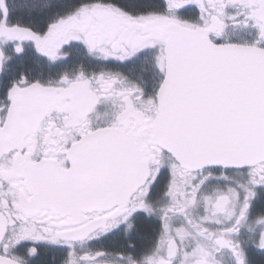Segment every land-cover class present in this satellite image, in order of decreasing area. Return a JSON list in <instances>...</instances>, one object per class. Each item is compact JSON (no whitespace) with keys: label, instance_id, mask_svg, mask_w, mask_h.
Masks as SVG:
<instances>
[{"label":"snow or ice","instance_id":"snow-or-ice-1","mask_svg":"<svg viewBox=\"0 0 264 264\" xmlns=\"http://www.w3.org/2000/svg\"><path fill=\"white\" fill-rule=\"evenodd\" d=\"M0 264H264V0H0Z\"/></svg>","mask_w":264,"mask_h":264}]
</instances>
